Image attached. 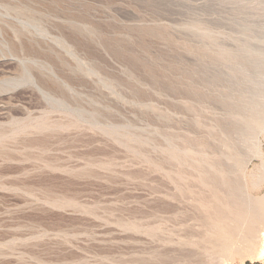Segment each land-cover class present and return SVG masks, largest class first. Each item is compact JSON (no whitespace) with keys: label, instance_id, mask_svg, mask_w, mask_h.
Segmentation results:
<instances>
[{"label":"rangeland","instance_id":"rangeland-1","mask_svg":"<svg viewBox=\"0 0 264 264\" xmlns=\"http://www.w3.org/2000/svg\"><path fill=\"white\" fill-rule=\"evenodd\" d=\"M60 2L0 0V52L16 24L97 68L0 135V264H264V0Z\"/></svg>","mask_w":264,"mask_h":264},{"label":"bare ground","instance_id":"bare-ground-1","mask_svg":"<svg viewBox=\"0 0 264 264\" xmlns=\"http://www.w3.org/2000/svg\"><path fill=\"white\" fill-rule=\"evenodd\" d=\"M60 1L61 0H52V3L60 6L62 5ZM69 6V2H67V4L63 7L68 8ZM47 8H49V6ZM25 10L24 11L27 13L26 8ZM50 14H52V12H50ZM24 15L25 14H23V16ZM67 16L68 15H66V19L68 18ZM26 17L28 19L30 18L28 16ZM52 20L51 22L55 21ZM67 22L76 33H81V29L79 30L76 28L70 20ZM27 25H29V23ZM42 33V36H47V34L49 35V33H46L44 30H42ZM7 35L8 36L5 38L3 36V40L1 41L4 46L1 52L6 54V57H2L7 58L10 56L15 58L16 60H9L8 62L9 64H13L15 69L13 71L7 70L0 76V95L11 96V94L16 91H25L36 99L38 107L33 108L38 110L40 115L36 117L32 116L31 111H29L27 106L22 107L23 104L20 106L21 104L12 105L9 101L7 103L0 102V135L3 136L4 134L5 136L8 133H13L18 130H25V128L35 129L38 127H47L49 125L48 120H50L48 115L50 113L57 112V108L54 104H58L60 101L61 103H66L69 106V110L64 111V113L67 116H72V111H74L73 108H77L82 104L78 88L88 89L91 87V83L84 76L90 77L92 75H96L97 72V68L93 64L85 62L78 54V51L80 50L79 48L89 50V45L84 42H80V45H78V43H74L75 41L72 42L68 39V37L64 40L63 38L51 36V38L47 40H40L37 39V36H39L37 31L32 33L28 31L26 27L18 26L16 24H12L10 26V31ZM30 54L42 57L44 61L39 62L37 59H28ZM21 112L25 114V119L17 117V114ZM70 121L73 122V120ZM3 140L4 139H2V141ZM248 231H250V229ZM250 233L248 232V234ZM260 238H262L264 242V229L261 231ZM263 254L264 249L260 251V256H263Z\"/></svg>","mask_w":264,"mask_h":264}]
</instances>
